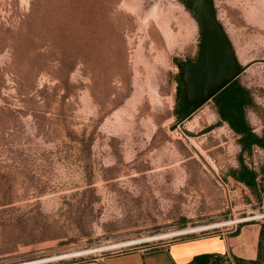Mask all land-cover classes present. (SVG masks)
<instances>
[{
	"label": "rangeland",
	"instance_id": "obj_1",
	"mask_svg": "<svg viewBox=\"0 0 264 264\" xmlns=\"http://www.w3.org/2000/svg\"><path fill=\"white\" fill-rule=\"evenodd\" d=\"M212 1L241 66L264 60V0ZM200 42L180 0H0V264L158 251L264 222V175L255 189L231 175L260 172L264 150L242 153L214 101L180 124L178 64ZM238 81L264 135V63Z\"/></svg>",
	"mask_w": 264,
	"mask_h": 264
},
{
	"label": "water",
	"instance_id": "obj_2",
	"mask_svg": "<svg viewBox=\"0 0 264 264\" xmlns=\"http://www.w3.org/2000/svg\"><path fill=\"white\" fill-rule=\"evenodd\" d=\"M180 1L193 14L201 29L197 59L178 64L179 77L184 85L181 101L185 109H192L193 114L239 78L249 66L264 63V60L255 61L248 67L241 66L212 1Z\"/></svg>",
	"mask_w": 264,
	"mask_h": 264
},
{
	"label": "crops",
	"instance_id": "obj_3",
	"mask_svg": "<svg viewBox=\"0 0 264 264\" xmlns=\"http://www.w3.org/2000/svg\"><path fill=\"white\" fill-rule=\"evenodd\" d=\"M263 225L264 222H248L236 232L231 230L224 234L212 233L178 240L158 251L112 253L94 261L70 264H190L194 257L204 254L224 256L232 264H236V259L251 262L257 260L259 256Z\"/></svg>",
	"mask_w": 264,
	"mask_h": 264
},
{
	"label": "trees",
	"instance_id": "obj_4",
	"mask_svg": "<svg viewBox=\"0 0 264 264\" xmlns=\"http://www.w3.org/2000/svg\"><path fill=\"white\" fill-rule=\"evenodd\" d=\"M178 82L177 115L180 120H182L189 117V115L180 108L182 105L181 97L184 93V85L181 82L180 77ZM212 101H214L215 106L217 107L220 121L227 123L235 134L239 136L238 143L242 148V153L251 152L254 146H258L264 150V135H257L247 121V109L254 106L253 97L251 92L240 84L238 78L216 95ZM231 175L237 181L246 184L251 189H255L258 185L259 176L264 175V165L261 167L260 172H257L242 163L238 170H233L231 172ZM226 259L227 258L220 255L204 254L194 257L190 264H221ZM263 261L264 225L261 230L258 259L251 262L236 259V264H262Z\"/></svg>",
	"mask_w": 264,
	"mask_h": 264
},
{
	"label": "built area",
	"instance_id": "obj_5",
	"mask_svg": "<svg viewBox=\"0 0 264 264\" xmlns=\"http://www.w3.org/2000/svg\"><path fill=\"white\" fill-rule=\"evenodd\" d=\"M253 220H250V219H240V220H237L234 224H233V228L231 229L232 231L236 232L238 230V228L244 224V223H248V222H251Z\"/></svg>",
	"mask_w": 264,
	"mask_h": 264
},
{
	"label": "bare ground",
	"instance_id": "obj_6",
	"mask_svg": "<svg viewBox=\"0 0 264 264\" xmlns=\"http://www.w3.org/2000/svg\"><path fill=\"white\" fill-rule=\"evenodd\" d=\"M218 226H220V225H218ZM162 237H166V236H162ZM77 255H79V254L78 253H74V254L62 256V258H69V257L77 256ZM58 259H59V257H58ZM38 263H40V262H34V263L32 262V263H28V264H38Z\"/></svg>",
	"mask_w": 264,
	"mask_h": 264
},
{
	"label": "flooded vegetation",
	"instance_id": "obj_7",
	"mask_svg": "<svg viewBox=\"0 0 264 264\" xmlns=\"http://www.w3.org/2000/svg\"><path fill=\"white\" fill-rule=\"evenodd\" d=\"M181 104H182V105L180 106V108H181L183 111L187 112L188 115H190L192 109H185L184 106H183V102H182Z\"/></svg>",
	"mask_w": 264,
	"mask_h": 264
}]
</instances>
